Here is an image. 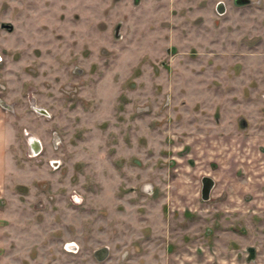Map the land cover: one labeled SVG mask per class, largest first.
Wrapping results in <instances>:
<instances>
[{"label": "rangeland", "instance_id": "rangeland-1", "mask_svg": "<svg viewBox=\"0 0 264 264\" xmlns=\"http://www.w3.org/2000/svg\"><path fill=\"white\" fill-rule=\"evenodd\" d=\"M0 52V264H264V0H0Z\"/></svg>", "mask_w": 264, "mask_h": 264}, {"label": "crops", "instance_id": "crops-1", "mask_svg": "<svg viewBox=\"0 0 264 264\" xmlns=\"http://www.w3.org/2000/svg\"><path fill=\"white\" fill-rule=\"evenodd\" d=\"M4 110L0 106V186L5 183V175L7 174V165L9 162V155H7V144L9 138L13 135V129L10 123L5 125ZM30 134H32L30 132ZM35 135V134H34Z\"/></svg>", "mask_w": 264, "mask_h": 264}, {"label": "flooded vegetation", "instance_id": "flooded-vegetation-1", "mask_svg": "<svg viewBox=\"0 0 264 264\" xmlns=\"http://www.w3.org/2000/svg\"><path fill=\"white\" fill-rule=\"evenodd\" d=\"M225 11H226V9H225V6H224V4H218V12L220 13V14H224L225 13ZM1 26H2V28H6L7 30H10V31H13L14 30V25L13 24H4V23H2L1 24ZM260 45H262V43H260L259 44V46ZM3 61H4V56L2 55V53L0 52V65L3 63ZM32 108L34 109L35 107L34 106H32ZM24 135H25V140H26V142H27V145H28V150H29V153H30V155L31 156H37V155H39V154H41L43 151H44V146H43V143H42V141H41V139H39L36 135H34V134H30V132H25L24 133ZM35 137L36 138H38L39 139V141L41 142V151L40 152H38V153H35V147H34V140H35ZM52 145H55L54 144V142H53V140H52ZM49 163L55 168V169H58L60 166H61V161L59 160V159H49ZM68 247L71 249V250H73V251H75L76 250V247H75V245H68ZM98 250V249H97ZM96 250V251H97ZM108 250H109V248H108ZM77 251V250H76ZM95 251V252H96ZM110 255V251H109V254H108V256ZM108 256H107V258H108ZM95 257H96V259L97 260H99L98 258H97V256H96V254H95ZM106 258V259H107ZM106 259H104V260H106ZM104 260H99V261H104Z\"/></svg>", "mask_w": 264, "mask_h": 264}, {"label": "water", "instance_id": "water-1", "mask_svg": "<svg viewBox=\"0 0 264 264\" xmlns=\"http://www.w3.org/2000/svg\"><path fill=\"white\" fill-rule=\"evenodd\" d=\"M34 149H35V153H38L41 151V142L39 141L38 138L35 137L34 140ZM214 187V180L213 178L209 177V176H205L202 180V198L207 200L210 197L211 191ZM97 258L99 260H104L107 258L108 254H109V250L107 247H102L99 248L96 252H95Z\"/></svg>", "mask_w": 264, "mask_h": 264}]
</instances>
